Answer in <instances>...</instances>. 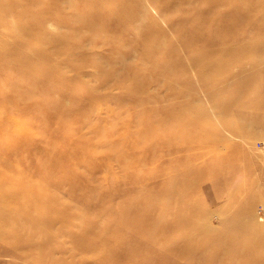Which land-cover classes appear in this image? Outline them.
Masks as SVG:
<instances>
[{"label": "rangeland", "instance_id": "rangeland-1", "mask_svg": "<svg viewBox=\"0 0 264 264\" xmlns=\"http://www.w3.org/2000/svg\"><path fill=\"white\" fill-rule=\"evenodd\" d=\"M0 1L2 50H9L13 43L20 41L23 53L37 65L50 68L59 81L58 84L47 79L41 98L36 92L32 98L14 93L9 102L0 99L3 183L8 188L28 187L31 194L29 204L24 203L22 196H15L0 207V264H134L137 259L128 255L116 257L115 252L121 251L114 245L115 238L102 234V230H108L109 218L130 216L125 214L126 209L122 214L117 213L121 203L130 197L137 202L154 203L156 207L164 205L167 202L164 194L153 196L154 185L170 176L172 168L179 167L174 163L166 167L164 164L180 154L194 163L192 157L196 154L189 147L184 152L174 149L171 153L161 148L143 162L150 147L137 138L136 145L130 143L132 152L127 154L118 141L131 140L126 136L137 134L134 124L138 122L139 112V119H144L141 117L143 109L154 112L155 106L171 101L182 102L194 110H198L200 104L208 107L209 93L227 91L230 83L236 85L243 76L255 85V90L245 93L247 102H232L235 112L223 116L227 115L226 125L223 118L215 114L214 138L219 139L221 145L215 147L214 159L227 156L226 150L232 143L237 152L231 160L218 163L215 168L228 169L231 173L208 178L203 172H187L190 183L183 181L189 186L184 205H193L195 219H203V226L194 237L204 232L208 234V242L214 247L207 253L213 258H217L218 251H232V246L224 245L223 241L233 237V222H237V216L243 217L245 223L252 222V217L264 221V107H261L264 102L256 101L264 96V92L257 91L264 86V73L254 75L257 68L249 66L237 73L235 61L239 54H247L246 48L234 53L231 44L244 40V34L232 38L231 26H225L221 30L226 38L217 44L210 34V0H118V6H125L131 13L124 15L127 22L119 24L117 19L108 17L103 26L88 25L81 21V15H74L76 10L91 8L89 0H52L53 4L48 2L51 0H35L33 8L26 7L25 2L29 0ZM9 1L13 2L11 7L5 8L4 2ZM37 13L45 15L41 25L29 23L31 27L25 28L22 21L32 20ZM212 26L219 28L221 23L215 20ZM252 40L254 44L263 43L264 33ZM224 47L229 54L221 57ZM149 48L152 55L145 59L143 49ZM156 64L164 67V71L158 73L161 77L153 74ZM170 65L184 67L187 71L181 80H175L178 87L191 83V90L185 91L187 95L179 99H172L165 91L167 77L175 70ZM220 68L231 71L226 80ZM77 83L82 86L78 90L74 88ZM136 85L140 86L137 90ZM9 90V86L0 84V96ZM86 92L93 95L92 98L85 99ZM37 99L44 101L39 112L35 108L23 113L14 111ZM110 107L116 112L113 116L108 115L112 113L107 111ZM67 110L78 114L56 116L59 111ZM49 113L53 115L48 117ZM2 121L8 124L6 130L1 128ZM165 125L166 130L172 127L171 123ZM28 128L31 138L26 135ZM233 129L236 131H231ZM44 140L51 142V149L46 153L55 159L50 161L52 165L37 171L34 163L41 153L35 151L34 155L33 147L46 151ZM117 145L124 152L122 159H118L119 152L115 151ZM26 146L32 151L31 156L24 158ZM55 149L62 159L56 157ZM56 159L63 162L56 163ZM126 160V165L121 162ZM198 160L196 164H203L204 158ZM209 161H213L212 158ZM160 163L159 179L154 174ZM142 177H146L144 182L135 183ZM183 177L181 174L180 180ZM45 184L51 185L46 186L47 191L43 190ZM149 192L151 196L145 197L143 193ZM28 209L29 216L25 213ZM252 227L264 230L261 225ZM181 238V233L168 236L172 243ZM140 240L143 242L144 238ZM143 257L138 258V263ZM225 262L230 264L228 259ZM167 263L172 264V258H168Z\"/></svg>", "mask_w": 264, "mask_h": 264}, {"label": "bare ground", "instance_id": "bare-ground-1", "mask_svg": "<svg viewBox=\"0 0 264 264\" xmlns=\"http://www.w3.org/2000/svg\"><path fill=\"white\" fill-rule=\"evenodd\" d=\"M89 1L91 8H82L78 11H74V15H81L83 18L81 21L88 25L99 24L100 26H103L108 17L117 19V23L119 24L120 22L126 23L127 21L124 15L131 14L130 12H127L125 6H118V0ZM48 2L53 4L52 0ZM12 3V1H9V3L7 2V4L4 2L5 8L11 7ZM25 4L27 8H33L35 6V0H29L25 2ZM208 4L210 7L208 16V21L211 24L210 34H213L214 40L217 44H220L226 38L221 30L225 26H231L232 38L239 33L240 35L244 34L242 37L244 40L241 42L237 41V43H234L233 41L231 44L234 53L239 51L242 52V50L246 48L247 54H239L235 61L234 66L237 69V73L243 72L247 66L257 68V70L254 71V75L255 72L264 73V41L263 43L257 41L255 44L253 40L250 41L251 38H257L264 33V0H210L208 1ZM1 5L2 3L0 1V12H2ZM44 17V14L37 13L32 20L27 19L22 21V24L25 28L31 27V24L29 23L41 25V21ZM215 20L221 23L219 28L212 26V23ZM75 26H78L77 22L75 23ZM22 46L23 44L20 41H17L9 47V50H2L0 47V84L10 87L9 93L0 96V99L3 102L13 100L12 96L14 93L32 98L37 92L39 97L40 95L43 96L44 82L50 78L59 84V81L53 77L55 74L51 69L44 65H37L29 56L23 53ZM227 47H224L221 50V57L225 53L229 54L227 53ZM143 51V57L145 59H148L152 55V50L150 48L143 49ZM258 57H261L262 60L257 62L255 58L258 59ZM170 66L175 70L174 73L170 74L169 78L167 77V90L165 91L172 99H179L180 97L187 95L185 94V91L191 90V83L185 82L184 85L181 84V86L178 87L175 80H181L180 78H182L187 71L184 67ZM163 68V66L156 64L153 74L161 77L162 75L158 73L164 71ZM77 69L79 73L80 67ZM230 73V70L226 72L220 68V74L221 76L224 75V80L227 79ZM145 83H147V81H145ZM79 84L80 83L75 84L74 88L77 90L80 89L82 86L79 87ZM253 85L254 84H251L250 80L243 76L236 85H233V82L230 83L227 91L218 90L214 91L213 94L209 93L207 96L209 108L200 104L197 108L198 110H194L189 109V106H186V104H183L182 102L173 103V101H171L166 105L155 106L156 109L154 112L151 109L150 112L143 109V116H141L144 117L143 120L139 119L140 112L138 113V122L136 123L138 125L134 124L136 127L134 128V131H136L137 134L135 136H126L131 140L126 139L118 141V145L124 149L126 148L125 152H127V154L132 152L130 143L133 142L134 145H136L138 138L140 142L145 143L150 147L143 162L149 160V154H152L161 148H165L167 153H171L174 149L178 152H184L186 151V148L189 147L191 150H194L193 153H195L196 156L192 157L194 163L187 161L188 156L182 157L180 154L176 159H169L170 161L167 162L168 164H164L165 167L171 165V163L179 165L176 169L172 168L174 170L170 176L165 177L161 182H158L157 184L155 183L154 185L155 187L153 188L154 191L152 194L153 196L164 194L167 201L164 205L156 207L154 203H144L142 200L137 202L130 197L125 202L121 203L120 209H117V213L120 214L126 209L125 214H129L130 216H124V218L120 219H117L116 216L109 218V225L107 224L108 230L103 229L102 234H109V238H115L114 245H116L117 249H120L121 251L118 254L115 252L117 258H125V256L128 255L131 258L137 259L134 264H168V258H172V264L174 261L178 264H212L215 261H219L221 264H226V259L229 260L230 264H264V230L257 231L255 227H252L255 225L264 226L263 220L259 221L252 217V222L245 223L243 222V217L237 216L235 218L237 222H233V237L229 241H223L224 245L230 244V246H232V251H218L217 258H213L212 255L207 253H210L214 247L208 242V234L204 232L203 234H199L197 238L194 237V235L198 233L200 227L203 226V219H195L193 205H187V207L184 205V200L187 199L186 197L188 195L189 186L188 184H184L183 181L190 183V177L189 175H186L187 172H203L208 178H211L216 174L228 172V169L215 167L218 163L223 161L225 163L226 160H231L237 152H235L232 143L226 150L228 157L220 156L219 159H214L217 154L214 153L217 151L215 147L221 145L220 140L214 138L216 132V125L214 126L215 114L220 115L221 118H223L222 122L226 125L227 115L235 112L231 105L232 102L236 101L237 104L246 103L248 98L244 97L245 93L247 94L248 90H255V85ZM134 87L136 90L137 88H140V86L137 87V85ZM233 89L235 94L232 92ZM257 91L261 93L264 92V86L259 87ZM193 95L194 94H192L191 97H193ZM92 96L93 95L86 92V95L83 97H85V99H90ZM234 97H236L237 100L233 99ZM259 99L264 102V96L259 97L256 101H259ZM186 103L189 104V100H187ZM42 105H44V101H42V99H37L29 106L21 107V109L14 108V111L16 113H23L25 111H33L35 108L36 111L39 112V108ZM46 105L48 106L49 104ZM261 107H264V104L261 105ZM107 111H112V113L108 114L109 116H113L114 113H116L111 107L108 108ZM68 113L74 116L78 114L77 111L74 113L67 110L65 113L59 111L56 116H66ZM225 114L227 115L223 117ZM51 115L53 114L49 113L48 117H51ZM170 123L172 124V127L166 130L165 124ZM7 125V123L4 124L2 121L1 128L6 130ZM181 128H186L185 132ZM155 130L158 131V134L156 135H154ZM29 131L30 128L26 131V135L31 138L32 135L29 134ZM72 131L75 133L76 129H72ZM231 131H236V129ZM62 139L65 140V137L62 136ZM44 144L45 148H47L46 151L41 150V147H33L34 155L39 152L41 153H39L40 156H37L36 164L34 163V169L37 171L42 167L52 165L50 161L55 159L46 153L51 149V142L47 141L45 143L44 140ZM10 145V151L13 152V145ZM118 145L115 147V151L119 152L118 159H122L125 155ZM31 151L32 150L26 146L24 158H26L27 155L31 156ZM35 151L38 152L36 153ZM55 151L56 157L61 158L58 150L55 149ZM204 152L213 153L203 156L202 154ZM22 156L20 158H22ZM141 156L144 155L142 154ZM200 158H204L203 164H201V162L196 164ZM210 158H212L213 161L210 162ZM28 160L29 159H27V161ZM57 162L62 163L63 160L56 159V163ZM121 162L126 165L128 160ZM160 165L161 163L158 164L156 168L157 170L154 174L155 178L162 175L161 169H159ZM18 174H21V171H18ZM181 174L184 176L182 180L179 178ZM0 177V207L4 206L9 198L15 196H22L24 203L29 204L31 194L28 187L20 188L12 186L11 188H8L7 186H4V174L1 173V171ZM145 180L146 177L138 178L135 183L139 181L144 182ZM46 186L51 185L45 184V186H43L44 191H47ZM132 192H134V190ZM143 194L145 197L151 196V192ZM19 207H22V204H20ZM19 207L17 209H20ZM17 209L15 210L17 211ZM176 210L177 212H175ZM245 211L246 210H243L242 212L245 213ZM25 213L29 216L28 213H30V210L28 209V212ZM174 233H181L182 238L172 243L169 241L168 236L173 235ZM94 235L96 236L97 233ZM120 237H123V239ZM140 238H144L143 242ZM190 240L197 241L192 243ZM127 245H129L128 249L125 248ZM158 253H160L159 256H157ZM141 256H144L142 258L143 260L138 263V258ZM105 260L109 261L107 259Z\"/></svg>", "mask_w": 264, "mask_h": 264}]
</instances>
